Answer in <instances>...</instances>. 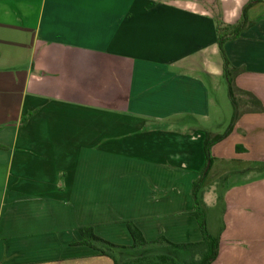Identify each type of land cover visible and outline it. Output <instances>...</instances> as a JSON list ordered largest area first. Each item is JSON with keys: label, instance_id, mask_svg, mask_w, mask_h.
<instances>
[{"label": "crops", "instance_id": "1", "mask_svg": "<svg viewBox=\"0 0 264 264\" xmlns=\"http://www.w3.org/2000/svg\"><path fill=\"white\" fill-rule=\"evenodd\" d=\"M248 1L0 0V264H115L81 230L131 246L128 222L202 240L193 182L233 114L216 24ZM247 16L200 193L212 264H264V0Z\"/></svg>", "mask_w": 264, "mask_h": 264}, {"label": "trees", "instance_id": "2", "mask_svg": "<svg viewBox=\"0 0 264 264\" xmlns=\"http://www.w3.org/2000/svg\"><path fill=\"white\" fill-rule=\"evenodd\" d=\"M260 1L262 0H249L243 8L240 19L236 23L226 24L222 20H218L216 24L217 42L224 62L223 76L228 84V95L232 102L233 114L231 121L224 132L213 135L206 133V164L204 168L199 172L198 177L193 182L192 194L195 203V209L193 213L198 221L199 228L202 234V240L198 242L176 243L167 239L166 237H160L156 240L150 241L145 239L144 235L135 224H133L132 222H128L127 225L133 237L134 243L131 246H119L95 236L89 228L82 229L81 233L84 237V241L100 249V252L102 254L110 256L114 260L115 264H212L217 259L219 251V237L213 235L208 228L207 214L205 211L204 203L200 197V193L204 181L207 178L212 167L213 157L211 154V150L213 145L222 141L230 135L240 115L238 102L235 96L236 89L234 86V78L238 70L231 66V63L224 49V45L228 41L239 38L240 35L250 27L251 21L247 16V11L250 7ZM0 148H4V146L0 145ZM159 244L168 245L173 249H182L188 251L190 252L189 258L181 263L177 261L173 256L168 254H149L121 260H118L114 255V252L117 249L133 251Z\"/></svg>", "mask_w": 264, "mask_h": 264}, {"label": "rangeland", "instance_id": "3", "mask_svg": "<svg viewBox=\"0 0 264 264\" xmlns=\"http://www.w3.org/2000/svg\"><path fill=\"white\" fill-rule=\"evenodd\" d=\"M224 90L227 88V84L225 83ZM223 129V128H222ZM213 174V173H212ZM231 177V176H230ZM128 254L125 255V258L123 259H129V258H135L138 256H144V255H160V254H168L173 256L177 261L183 263L186 259L189 258L190 252L182 250V249H173L169 247L168 245H153L149 246L147 248H140L138 250H127ZM115 257L120 260L121 257L119 256V252H114Z\"/></svg>", "mask_w": 264, "mask_h": 264}]
</instances>
